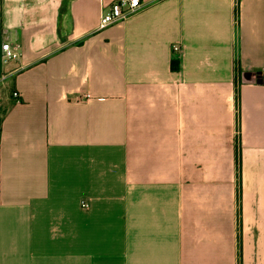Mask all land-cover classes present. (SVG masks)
<instances>
[{"label":"crops","instance_id":"obj_1","mask_svg":"<svg viewBox=\"0 0 264 264\" xmlns=\"http://www.w3.org/2000/svg\"><path fill=\"white\" fill-rule=\"evenodd\" d=\"M113 1L0 0V264H264V0Z\"/></svg>","mask_w":264,"mask_h":264},{"label":"built area","instance_id":"obj_2","mask_svg":"<svg viewBox=\"0 0 264 264\" xmlns=\"http://www.w3.org/2000/svg\"><path fill=\"white\" fill-rule=\"evenodd\" d=\"M238 4V0H237ZM142 9L141 0H114L111 5L103 10V13L100 17L99 28L105 29L109 26L122 23L135 14H137ZM2 59L5 65L9 64L12 61L18 60L20 57L19 47L11 46L10 43L6 42L2 44ZM258 80L264 81V67L260 72L259 76H257ZM238 95V94H237ZM15 97H18L17 93H14ZM91 98L90 95L81 96V99L88 100ZM237 116L239 114V109L236 110ZM83 208H88L89 205L83 203Z\"/></svg>","mask_w":264,"mask_h":264},{"label":"rangeland","instance_id":"obj_3","mask_svg":"<svg viewBox=\"0 0 264 264\" xmlns=\"http://www.w3.org/2000/svg\"><path fill=\"white\" fill-rule=\"evenodd\" d=\"M12 95L11 91H8L2 83H0V121L3 117V114L5 112V106H6V101L5 99Z\"/></svg>","mask_w":264,"mask_h":264},{"label":"trees","instance_id":"obj_4","mask_svg":"<svg viewBox=\"0 0 264 264\" xmlns=\"http://www.w3.org/2000/svg\"><path fill=\"white\" fill-rule=\"evenodd\" d=\"M238 62V61H237ZM179 68H180V62L179 61H173L172 62V69L174 70V71H177V70H179ZM0 123H1V121H0ZM0 140H1V129H0ZM238 149V148H237Z\"/></svg>","mask_w":264,"mask_h":264},{"label":"water","instance_id":"obj_5","mask_svg":"<svg viewBox=\"0 0 264 264\" xmlns=\"http://www.w3.org/2000/svg\"><path fill=\"white\" fill-rule=\"evenodd\" d=\"M246 82H254V80L246 79Z\"/></svg>","mask_w":264,"mask_h":264}]
</instances>
